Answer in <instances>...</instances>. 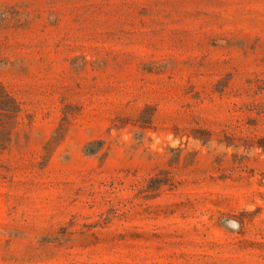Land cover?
Here are the masks:
<instances>
[{
	"label": "rangeland",
	"instance_id": "rangeland-1",
	"mask_svg": "<svg viewBox=\"0 0 264 264\" xmlns=\"http://www.w3.org/2000/svg\"><path fill=\"white\" fill-rule=\"evenodd\" d=\"M0 264H264V0H0Z\"/></svg>",
	"mask_w": 264,
	"mask_h": 264
}]
</instances>
